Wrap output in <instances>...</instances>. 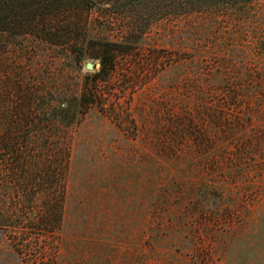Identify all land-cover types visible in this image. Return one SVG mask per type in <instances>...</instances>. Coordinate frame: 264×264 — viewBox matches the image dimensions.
Wrapping results in <instances>:
<instances>
[{"label":"rangeland","instance_id":"rangeland-1","mask_svg":"<svg viewBox=\"0 0 264 264\" xmlns=\"http://www.w3.org/2000/svg\"><path fill=\"white\" fill-rule=\"evenodd\" d=\"M80 17L81 57L0 33V264H264V0Z\"/></svg>","mask_w":264,"mask_h":264},{"label":"trees","instance_id":"trees-1","mask_svg":"<svg viewBox=\"0 0 264 264\" xmlns=\"http://www.w3.org/2000/svg\"><path fill=\"white\" fill-rule=\"evenodd\" d=\"M206 1V0H199ZM201 3V2H200ZM207 4V2H203ZM188 11L201 8L189 1ZM97 5V0H0V33L12 35L30 34L49 45L67 47L76 57L83 55L86 43L78 37L81 25L80 15ZM198 7H195L197 6ZM116 43L105 41L95 48L99 69L80 95V108L92 104L95 96V82L107 77L116 68ZM82 53V54H81ZM76 109L68 111L72 118ZM64 112V110H62ZM37 225L59 228L62 220L61 207L39 210Z\"/></svg>","mask_w":264,"mask_h":264},{"label":"water","instance_id":"water-1","mask_svg":"<svg viewBox=\"0 0 264 264\" xmlns=\"http://www.w3.org/2000/svg\"><path fill=\"white\" fill-rule=\"evenodd\" d=\"M98 67H99V63H92V62L85 63V68L87 70H92L93 68H98Z\"/></svg>","mask_w":264,"mask_h":264}]
</instances>
